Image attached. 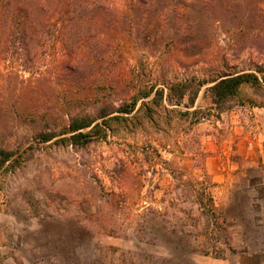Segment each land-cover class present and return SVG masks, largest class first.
Segmentation results:
<instances>
[{"label": "rangeland", "instance_id": "obj_1", "mask_svg": "<svg viewBox=\"0 0 264 264\" xmlns=\"http://www.w3.org/2000/svg\"><path fill=\"white\" fill-rule=\"evenodd\" d=\"M109 4L114 17L100 37L86 30L91 60L75 71L57 28L27 51L0 34V149L14 153L0 169V264H264V166L246 168L235 140V121L249 131L257 110L237 103L198 124L179 115L184 103L116 112L151 86L253 71L264 0ZM255 95L245 87L241 100ZM71 117L106 132L77 147L39 142ZM203 188L215 215L196 200Z\"/></svg>", "mask_w": 264, "mask_h": 264}, {"label": "trees", "instance_id": "obj_2", "mask_svg": "<svg viewBox=\"0 0 264 264\" xmlns=\"http://www.w3.org/2000/svg\"><path fill=\"white\" fill-rule=\"evenodd\" d=\"M2 9L0 8V34L6 36L4 44H17L22 50L27 51L30 46L43 47L45 38L51 28H57L58 34L62 37L63 50L69 58L70 67L73 71L80 69L82 63L81 57L90 62V53H81L79 47L80 41L84 43L86 30L93 32L95 36L104 35V20L112 19L113 13L110 8V0H2ZM148 0H139L146 3ZM55 21V22H52ZM110 22V21H109ZM11 42V43H10ZM2 41L0 39V47ZM90 56V57H89ZM87 57V58H86ZM264 60V57L261 59ZM91 64V63H90ZM94 65H92L93 67ZM34 70L37 68L34 67ZM204 86L206 102H209L207 114L201 112V107H195L196 100ZM249 87L256 93L254 97L241 100V91ZM259 91L264 93V61L254 65L253 71L241 72H222L211 79L200 80L195 77L184 79L180 82L156 89L151 86L149 89H141L138 96L133 98L130 103L116 109L118 114L131 115L136 111L138 99H150L148 103L143 102L137 109H145L153 115L152 106L160 107L162 103L170 106L179 107L186 104L187 111L179 112L182 117L191 120V124H198L203 119L208 118L213 112L216 119L224 112L230 111L233 105L248 104L252 108L264 110V94L259 95ZM195 108L193 111L189 109ZM177 110V109H175ZM103 115L101 118L105 117ZM120 117L115 116L110 119L118 120ZM104 124H108L106 121ZM106 128H109L107 125ZM88 130L87 132H84ZM106 132L101 129L100 124H94L93 120L87 117L69 118L61 133H40L39 142L47 143L56 137H61L57 142L68 143L73 147L83 146L90 143L93 139L92 133L97 131ZM14 153L0 149V169L5 163L10 162ZM196 200L201 203L203 199L207 200L210 205V211L215 213L213 199L207 189H201L195 196Z\"/></svg>", "mask_w": 264, "mask_h": 264}, {"label": "crops", "instance_id": "obj_3", "mask_svg": "<svg viewBox=\"0 0 264 264\" xmlns=\"http://www.w3.org/2000/svg\"><path fill=\"white\" fill-rule=\"evenodd\" d=\"M255 109L253 108L255 112L254 124L250 127L249 131L244 130V123H241L240 120L235 121L242 129L237 133L235 140L237 141V146H240L238 154L243 157V163L246 168L264 166V117L262 116L264 112L262 109ZM236 129L239 128L236 127ZM221 182H224L223 176Z\"/></svg>", "mask_w": 264, "mask_h": 264}]
</instances>
